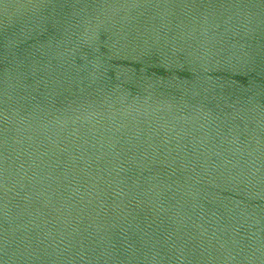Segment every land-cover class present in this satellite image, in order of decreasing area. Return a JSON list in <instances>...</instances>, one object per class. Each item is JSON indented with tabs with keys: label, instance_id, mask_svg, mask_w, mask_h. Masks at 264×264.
<instances>
[{
	"label": "water",
	"instance_id": "water-1",
	"mask_svg": "<svg viewBox=\"0 0 264 264\" xmlns=\"http://www.w3.org/2000/svg\"><path fill=\"white\" fill-rule=\"evenodd\" d=\"M0 264H264V0H0Z\"/></svg>",
	"mask_w": 264,
	"mask_h": 264
}]
</instances>
